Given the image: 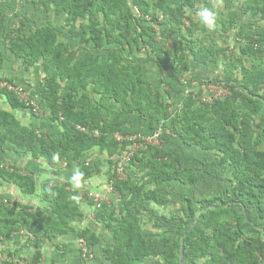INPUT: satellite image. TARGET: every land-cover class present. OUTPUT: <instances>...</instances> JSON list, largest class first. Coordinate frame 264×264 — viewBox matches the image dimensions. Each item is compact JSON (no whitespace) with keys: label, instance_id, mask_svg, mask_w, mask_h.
Segmentation results:
<instances>
[{"label":"trees","instance_id":"1","mask_svg":"<svg viewBox=\"0 0 264 264\" xmlns=\"http://www.w3.org/2000/svg\"><path fill=\"white\" fill-rule=\"evenodd\" d=\"M197 1L38 0L36 4L45 10L54 7L57 14H67V24L73 29L75 22L90 6L89 23L83 25L82 40L85 44H94L99 50L109 45L106 50L110 56L106 61H100L96 56L70 51L59 40V31L53 25L39 27L30 34L8 32L9 50L23 60L27 69L41 63L45 83L39 100L49 109L51 119L59 122L62 138L57 142L34 126L24 125L11 111L0 110V151L30 154L34 159H45L50 166L72 153L73 161L78 162L77 167L84 174L82 178L89 179L100 172V167L98 163L86 161V154L95 147L113 153L119 147L133 144L128 138L120 141L117 135L122 134L130 115L137 113L149 122L151 129L160 125L181 137L186 145L215 152L233 175V189L229 190L226 199L220 200L231 207L240 206L243 214L226 209L225 214H229L223 218L224 213L220 214L222 209H213L195 222L197 203L192 198L186 199L190 222L183 219V224H188L182 234L186 235L183 239L185 257L193 262L201 258L204 260L202 264H263L264 151L259 148L261 132L255 135V114L263 102L255 101V109H250L244 103L245 99L238 103L242 93H249V89L234 81L230 82V93L225 97L206 101L190 92L184 98L182 108L174 114L162 94L155 91L150 81L142 76L140 60L123 55L124 50L133 53L151 49L157 54L155 64L162 71L173 70L170 51L159 50V42L148 19L160 25L158 14H162L168 19L171 30L179 31L184 37L186 10L194 7ZM238 1L243 2L246 13L264 12V0H223L227 8H232ZM96 13L102 15V23L95 18ZM237 17L236 11H230L228 19L223 21L224 29L228 31L235 25ZM5 21L6 14L0 11V33L5 30ZM239 37L244 40L242 50L245 54H264V30L247 32L242 28ZM188 49L199 64L217 61L218 56L212 49L204 51L196 45H189ZM176 52L179 53L178 48ZM3 62L0 51V67ZM255 80L264 85V71ZM0 81L14 83L3 77ZM91 87L98 94L95 102L91 97ZM3 96L13 109L30 108L14 92L0 86V98ZM57 154L58 159H53ZM132 159L134 165L144 170L141 183L132 187L118 175L111 179L126 213L117 217L114 210H106V206L95 212L96 220L104 223L114 235L115 245L104 249V257L111 264H145V259L160 256L168 264H176L173 247H180L181 241H174L170 233L146 236L140 227L137 208L146 200L166 202L155 189H145L148 185L178 181L195 186L200 176L179 152H170L166 146L148 144ZM0 176L18 186L24 194H35L37 191L33 172L22 170L15 164L7 165L2 158ZM78 194L71 182L45 183L43 199L47 208L0 199V237L27 231L39 241L52 240L72 232L74 223L85 217ZM218 201V198H212L200 203L203 208L221 206ZM250 209L257 212L262 221L260 224L245 215V210ZM79 236L90 246H95L100 240L90 228L80 231ZM40 255L37 253L31 264H38Z\"/></svg>","mask_w":264,"mask_h":264},{"label":"rangeland","instance_id":"2","mask_svg":"<svg viewBox=\"0 0 264 264\" xmlns=\"http://www.w3.org/2000/svg\"><path fill=\"white\" fill-rule=\"evenodd\" d=\"M37 1L0 0V11L6 14L5 30L0 33V51L4 58L0 77L11 79L13 82L22 85L28 95H33L35 100L42 97L45 83V74L42 71L41 63L27 69L22 59L15 58L8 48L6 38L8 32L30 34L39 27L53 25L59 31V40L70 51L96 56L100 61H106L110 56V52L106 50L109 45H106L105 49L99 50L94 44H85L82 40L83 25L89 23V15L92 10L90 6L84 10L82 17L75 22L76 26L73 29L67 24V14H57L54 7L45 10L36 4ZM242 3V1H238L232 8H227L223 0H198L194 7H188L186 10L185 26L183 27L184 37L179 31L171 30L168 19L162 14H158L162 23L160 25L153 24L149 18V24L154 28L156 40L159 42V50L167 49L170 51L173 70L164 69L162 71L155 64L157 54L151 49L137 50L133 53L124 50L123 55L140 60L142 76L150 81L155 91L162 94L164 101L174 114L182 108L183 100L190 92L199 99L209 101L213 98L229 95L230 82L236 81L241 87L247 86L249 93L243 92L238 103L245 99L244 103L250 109H255V101L263 102L255 114V135L261 132L262 143L259 148L264 151V85H260L256 80L253 81L261 71H264V54L259 56L245 54L242 50L245 45L244 40L239 37V31L242 28H245L247 32L264 30V12L246 13ZM204 8L211 9L216 13L215 27L212 30H208L198 16V12ZM134 10L138 13L136 8ZM230 11H236L238 17L236 24L227 31L223 27V21L228 19ZM95 18L101 23L103 22L101 14L96 13ZM189 45H196L204 51L212 49L218 56L217 61L209 64L197 63L189 54ZM176 48H178L179 53L176 52ZM160 54L164 56L162 52ZM186 66L188 67L187 70L183 71ZM90 89L92 100L95 102L98 94L93 90V87ZM42 107L45 109L43 114L38 116L39 119L34 117L30 109L13 110L22 123L34 126L40 133H47L58 142L62 138V127L58 121L51 119L47 106L42 103ZM6 108H10V105L6 97L3 96L0 99V110ZM118 135L121 137L120 141L128 138L133 141V144L126 148L119 147L113 153L109 150H102L100 147L90 150L84 159L88 162L98 163L100 172L89 179L82 178L80 188H76L71 180L72 174L78 169V162L73 161L72 153L67 154L62 160L60 159L54 166H50L45 159H34L30 154L19 156L13 154V157L2 160L7 165L15 164L22 170L33 172L39 192H42L45 183L71 182L72 188L79 192L81 208L85 213L84 219L76 222V229L90 228L99 235L100 240L96 249L100 258V253L106 248H112L115 245V240L113 233L107 226L96 220L95 212L106 206V210H114L117 217L126 213L120 194L116 190H110L111 179L115 175L121 176L132 187L141 183L144 170L134 165L132 158L148 144L166 146L170 152H179L185 162L195 168L199 174L198 185H184L178 181L148 185L145 189H155L164 197L166 202L158 203L154 200H146L141 206H138L140 227L146 236L170 233L173 235L174 241H181L180 247L178 245L173 247V253L177 258L176 264H202L203 259L198 258L193 262L187 259L184 254L183 239L186 235L182 234L187 229L188 224H183V219H186L187 223L190 222L187 215L186 199L192 198L197 203L198 208L194 215L195 222L200 219L202 214L213 209H222L220 214L224 213L223 218L229 214H225L226 209H234L235 213L243 214L240 206L231 207L230 204H223L220 200L226 199L229 196V190L233 189L234 178L231 169L221 161V157L215 152H207L186 145L181 137L168 129H163L160 125L151 129L149 122L141 119L137 113L130 115L122 134ZM70 161L72 164H69ZM90 192L103 194L104 202L101 208H98L96 201L90 197ZM20 197L22 196L14 184L0 176V199L18 201ZM212 198H218V203L221 206L203 208V204L200 202ZM43 208H47V206H43ZM244 213L254 223L260 224L262 222L255 210H245ZM261 236L264 238V233ZM81 241H78L79 247ZM60 247L62 249L63 246L60 245ZM0 252L3 253V250L0 249ZM144 263L168 264L165 258L160 256L149 257L145 259Z\"/></svg>","mask_w":264,"mask_h":264},{"label":"crops","instance_id":"3","mask_svg":"<svg viewBox=\"0 0 264 264\" xmlns=\"http://www.w3.org/2000/svg\"><path fill=\"white\" fill-rule=\"evenodd\" d=\"M0 69H3V66L0 67ZM1 110H9L13 114H15L11 106L10 108ZM35 118L39 119L38 117ZM18 119L20 120V118ZM13 154L17 156V154H15L14 152L0 151V158H11L13 157ZM14 186L22 197H20L18 201H14L13 199H11L12 202H16L19 205H28L34 208H43V206H47L46 201L43 199V189L42 192H39L38 185L35 194H24L18 186H16L15 184ZM73 227L74 230L72 232L65 235H58L52 240L46 239L37 241L27 231L17 232L10 237H0V249L3 250V253L8 255L9 257L8 260L0 261V264H21V262L31 264L33 262V258L37 253L41 254L38 264H85V261L81 256L80 247L78 245V241L82 240L79 236V233L84 229H76V222L74 223ZM60 245L63 246L62 249ZM96 245L93 247L95 256L97 254L98 255L96 256L92 264H111V262L104 257V251L100 253L99 258V252L96 249Z\"/></svg>","mask_w":264,"mask_h":264},{"label":"built area","instance_id":"4","mask_svg":"<svg viewBox=\"0 0 264 264\" xmlns=\"http://www.w3.org/2000/svg\"><path fill=\"white\" fill-rule=\"evenodd\" d=\"M0 86L7 87L10 91L14 92L21 101L25 102L26 105L30 107L29 108L30 112L33 113L35 117L41 116L43 114L44 112L43 110L45 108L42 107L41 101L38 99L35 100L34 99L35 97L33 95H28L27 91L24 89L22 85H19L15 82L12 83L10 81H0ZM117 138L121 140L120 139L121 137L119 135H117ZM110 190H114L112 185L110 186ZM89 194L90 197L96 201L97 207L101 208L104 202L103 194L101 195L100 193H94V192H90ZM80 251L82 258L85 261V264H92V262L95 259L93 246L88 245L86 241L82 240L80 242ZM8 259H9L8 255L0 252V261H5ZM21 264H28V263L21 262Z\"/></svg>","mask_w":264,"mask_h":264},{"label":"clouds","instance_id":"5","mask_svg":"<svg viewBox=\"0 0 264 264\" xmlns=\"http://www.w3.org/2000/svg\"><path fill=\"white\" fill-rule=\"evenodd\" d=\"M198 16L200 17V21L202 24L208 29L212 30L215 27L216 21V13L211 9L204 8L198 12ZM53 159H58V154L54 155ZM83 172L77 169L71 176V180L76 188L81 187V179L83 177ZM74 199H78V197H74Z\"/></svg>","mask_w":264,"mask_h":264},{"label":"water","instance_id":"6","mask_svg":"<svg viewBox=\"0 0 264 264\" xmlns=\"http://www.w3.org/2000/svg\"><path fill=\"white\" fill-rule=\"evenodd\" d=\"M182 252H183V249H182ZM182 261H183V253H182Z\"/></svg>","mask_w":264,"mask_h":264}]
</instances>
